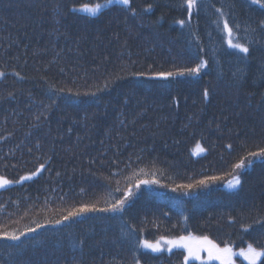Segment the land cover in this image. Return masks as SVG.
Masks as SVG:
<instances>
[{
  "label": "trees",
  "instance_id": "trees-1",
  "mask_svg": "<svg viewBox=\"0 0 264 264\" xmlns=\"http://www.w3.org/2000/svg\"><path fill=\"white\" fill-rule=\"evenodd\" d=\"M105 1L0 0V176L18 181L0 189V232H24L0 236V264H218L138 246L189 233L264 249V157L233 167L264 148V0H198L192 14L181 0L76 9ZM217 9L239 25L246 61ZM201 57L196 75H148ZM204 177L218 179L176 190ZM130 186L118 212L48 223Z\"/></svg>",
  "mask_w": 264,
  "mask_h": 264
},
{
  "label": "snow or ice",
  "instance_id": "snow-or-ice-1",
  "mask_svg": "<svg viewBox=\"0 0 264 264\" xmlns=\"http://www.w3.org/2000/svg\"><path fill=\"white\" fill-rule=\"evenodd\" d=\"M113 0H106V3L111 4ZM117 3H122L124 5H129L130 0H116ZM251 3L258 4L260 3V0H250ZM185 4L187 5V10L189 14L193 13V10L198 8V0H181V2L177 5V7L183 9ZM102 5L96 4L92 8H90V11L94 14L96 11L101 8ZM151 7V5H149ZM217 12L220 13V16L218 17V21L222 22L223 28L222 32L227 34V44L229 48L236 49L240 53H243L244 55L241 57H238V59L242 61H246L249 51H250V45H246L245 43L241 42H234V38L236 37L235 29L239 28V25H233L230 27L229 21L224 19V14L221 9H217ZM218 21H213V23H218ZM175 23H178L180 25L185 24V20L180 19L174 21ZM260 24L264 26V20L260 21ZM219 26V24H218ZM200 52L203 51V49H199ZM215 55V52L212 53ZM208 64V61H205L202 57L200 58V62L196 63L193 67H183L178 68L175 71H160V72H154L149 73L148 75H151L155 78H159L162 80H167L170 77H178V76H192L196 75L201 72L203 68L206 67ZM0 75H3V73H0ZM19 75V74H17ZM132 75L136 76H144L146 73L144 72H136L132 73ZM236 75L235 73L233 74ZM243 73L240 74V78L243 77ZM63 91V89H61ZM209 95L208 90L205 89L204 96L207 98ZM202 150V149H201ZM252 157H264V148H260L258 152H252L248 154V159L245 161L244 158H241L240 163L234 165L233 167L235 169H239L243 167L245 164H252ZM44 168V164H41L38 168H36L35 172L30 173L28 176H21L20 180H26L31 179V177L37 175L41 171V169ZM218 179V177H204L201 180L195 181L194 183L190 184H182L177 187L176 190L179 189H194L196 187L200 186H206L211 181H214ZM10 183H18V181H10L7 179H4L3 177H0V187L10 184ZM139 183L148 184L151 183V181H140ZM241 183V180L238 177H234L233 180L230 182V186L234 187L236 185H239ZM138 186V185H137ZM133 195V190L131 189V186L127 191L124 192V195L122 198L115 200V202L108 203L106 207L98 208L96 203H83L80 204L78 207H74L71 210L68 211L67 215L62 216L60 220H52L48 221V223H61V220H69L71 218L78 217L82 214L89 213V212H118L122 210L125 207V204L127 200ZM262 221H264V217L261 218ZM254 223H260V221H254ZM37 227H40L39 224H37ZM247 227V226H244ZM25 231H34V229H25ZM24 235V232H0V236L11 239V240H19L21 236ZM163 246H167L169 249L172 247H182L187 250L189 256H195L197 259H199V251L203 250L206 251L208 254V259H216L221 262V264H232L231 257L233 255L232 249L225 244L224 247H220L217 245L213 240L209 239L207 235L204 236H193L191 233H189L187 236L181 235L179 237L175 238H166L161 236L155 243H152L148 240L142 239L139 241V247L151 249L154 252L160 251ZM240 255L244 256L245 259L249 261V264H256L257 258L261 255V252H258L251 244L248 245L247 250L241 249ZM188 257H185L187 259ZM136 264H139V261H136Z\"/></svg>",
  "mask_w": 264,
  "mask_h": 264
},
{
  "label": "rangeland",
  "instance_id": "rangeland-1",
  "mask_svg": "<svg viewBox=\"0 0 264 264\" xmlns=\"http://www.w3.org/2000/svg\"><path fill=\"white\" fill-rule=\"evenodd\" d=\"M112 3H117L116 2V0H113V2ZM96 4H93V5H83V6H80V7H77L76 9L78 10V11H82V12H85V13H91V14H93L91 11H90V8H92L93 6H95ZM100 5H102V7L101 8H103V7H105L106 5H108V3H106V1L105 2H102V3H100ZM101 8H99V9H101ZM98 9V10H99ZM97 10V11H98ZM96 11V12H97ZM227 36V35H226ZM234 42H236L235 41V38H234ZM0 177H2V176H0ZM234 177H236V176H234ZM234 177H232V178H230L228 181H226V183H225V187L227 188V189H233V188H235V187H237L238 185H236V186H234V187H231L230 186V182L233 180V178ZM4 179H7V180H9L8 178H6V177H3ZM11 181V180H10ZM11 184V183H10ZM7 185H9V184H7ZM7 185H4V186H2V187H0V189H2V188H4L5 186H7ZM177 248H181V249H183V250H185V252H186V255H187V257H189V258H192V259H195V260H197L198 262H200V263H204V262H218V264H221V262L219 261V260H216V259H212V260H209L208 259V254H207V252L206 251H203V250H201V251H199V253H198V255H199V259H197L195 256H189L188 255V252H187V250L186 249H184V248H182V247H177ZM247 248L248 247H246L245 248V250H247ZM147 249V248H146ZM161 249H167V250H169V248L167 247V246H163V242H162V247H161ZM232 249V248H231ZM149 250H151V249H149ZM258 252H261V255L257 258V260L262 256V254L264 253V249H256ZM161 251V250H160ZM240 251H241V249H232V252H233V255H232V257H231V260H232V264H238V260L239 259H242L244 262H246L247 264H249V261L247 260V259H245L244 258V256H242V255H240ZM256 260V261H257Z\"/></svg>",
  "mask_w": 264,
  "mask_h": 264
}]
</instances>
